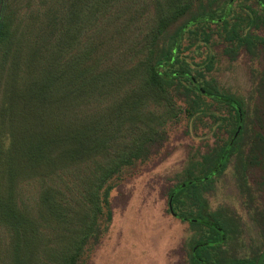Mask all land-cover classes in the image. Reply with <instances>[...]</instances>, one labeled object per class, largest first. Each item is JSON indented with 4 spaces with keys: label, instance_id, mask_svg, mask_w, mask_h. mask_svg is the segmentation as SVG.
Segmentation results:
<instances>
[{
    "label": "trees",
    "instance_id": "obj_1",
    "mask_svg": "<svg viewBox=\"0 0 264 264\" xmlns=\"http://www.w3.org/2000/svg\"><path fill=\"white\" fill-rule=\"evenodd\" d=\"M251 1L0 0L4 264H83L112 221L114 180L146 162L168 122L182 113L191 127L210 120L219 133L231 120L222 108L232 115L230 140L220 151L192 155L169 199L174 193L176 217L196 235L189 264H264V251L245 258L224 251L237 234L235 217L202 213V188L226 169L240 140L249 144L248 135L252 147L240 155L239 170L244 175L256 166L264 174V119L251 128L243 103L209 79L214 53L201 61L189 54L222 42L231 59L241 50L258 57L264 0ZM141 79L130 97L120 98ZM105 102L115 104L111 112L92 121L102 111L94 107ZM238 109L243 127L229 149ZM25 182L41 185L36 211L21 201ZM254 209L264 233V208Z\"/></svg>",
    "mask_w": 264,
    "mask_h": 264
},
{
    "label": "rangeland",
    "instance_id": "obj_2",
    "mask_svg": "<svg viewBox=\"0 0 264 264\" xmlns=\"http://www.w3.org/2000/svg\"><path fill=\"white\" fill-rule=\"evenodd\" d=\"M253 4L254 0L251 1ZM256 33L264 37V26ZM221 43L204 46L189 54L196 61H201L210 53L216 55L217 65L209 79L214 78L221 90L243 103L247 123L251 128L255 127L259 124V118L264 119V100L261 98L264 93V50L258 57L241 50L231 59L223 53ZM142 82L145 79L137 80L127 87L120 98L122 94L124 99L130 97ZM107 105L105 102L94 107L100 106L102 111L97 113V117L94 113L92 121L99 122L106 117L115 104ZM221 112L223 117L231 120L219 133L211 127L210 120H205L197 128L191 127L182 113L178 119L168 122L165 137L152 146L150 158L146 162L126 168L114 180L117 188L110 199L112 221L91 253L85 256L83 264H189L190 243L196 235L188 222L171 215L169 193L186 179L185 170L192 155L220 151L230 140L232 115L226 108H222ZM85 115L84 112L80 116L82 122H85ZM245 138L246 143L251 144L250 136ZM252 140L255 146L254 135ZM249 144L244 145V141L240 140L226 169L202 188L205 191L204 215L219 213L221 216L235 217L237 234H234L224 251L237 258L264 251L263 228L253 218L254 207L264 208V174L256 166H249L244 175L239 170L240 155H248L252 147ZM249 188L252 198L247 193ZM40 191L38 182L22 184L23 205L36 211ZM192 214H197L196 209ZM4 241L5 232L0 228V264L6 261Z\"/></svg>",
    "mask_w": 264,
    "mask_h": 264
},
{
    "label": "water",
    "instance_id": "obj_3",
    "mask_svg": "<svg viewBox=\"0 0 264 264\" xmlns=\"http://www.w3.org/2000/svg\"><path fill=\"white\" fill-rule=\"evenodd\" d=\"M238 112H239V116H240V120H239V125H238V129L236 131V133L234 134L232 140L230 141V144H229V149L233 146L235 140L237 139V137L239 136L241 130H242V127H243V116H242V111L241 109H238ZM173 199H174V193L173 195L170 197L169 199V202H168V206H169V211L171 213V215L175 216L176 217V213L174 211V208H173ZM215 228H217V226H215ZM222 237L223 239L225 238L224 234L222 233ZM199 248V246H196L193 250V254L196 256V252H197V249Z\"/></svg>",
    "mask_w": 264,
    "mask_h": 264
}]
</instances>
